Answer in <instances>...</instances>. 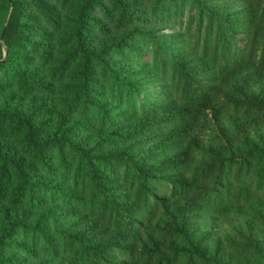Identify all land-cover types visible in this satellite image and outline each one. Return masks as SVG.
I'll return each mask as SVG.
<instances>
[{"label":"trees","instance_id":"obj_1","mask_svg":"<svg viewBox=\"0 0 264 264\" xmlns=\"http://www.w3.org/2000/svg\"><path fill=\"white\" fill-rule=\"evenodd\" d=\"M0 264H264V0H0Z\"/></svg>","mask_w":264,"mask_h":264},{"label":"rangeland","instance_id":"obj_2","mask_svg":"<svg viewBox=\"0 0 264 264\" xmlns=\"http://www.w3.org/2000/svg\"><path fill=\"white\" fill-rule=\"evenodd\" d=\"M189 16H190V11H189V9H187V8H184V10H183V16H182V23H183V25L185 26V28H187L188 27V20H189ZM197 26H196V24L194 23V24H192V29L195 31V28H196ZM240 45L241 46H244V44H245V42H244V40H245V36L244 35H240Z\"/></svg>","mask_w":264,"mask_h":264}]
</instances>
